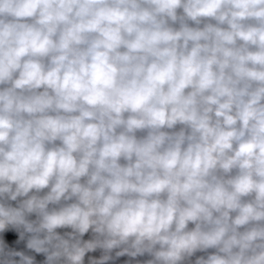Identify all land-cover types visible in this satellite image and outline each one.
Masks as SVG:
<instances>
[{
	"label": "clouds",
	"instance_id": "obj_1",
	"mask_svg": "<svg viewBox=\"0 0 264 264\" xmlns=\"http://www.w3.org/2000/svg\"><path fill=\"white\" fill-rule=\"evenodd\" d=\"M0 264H264V0H0Z\"/></svg>",
	"mask_w": 264,
	"mask_h": 264
}]
</instances>
